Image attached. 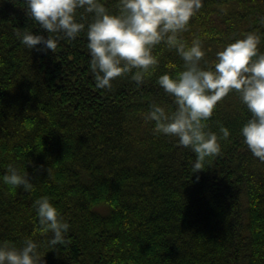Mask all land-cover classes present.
Wrapping results in <instances>:
<instances>
[{
	"label": "trees",
	"instance_id": "1",
	"mask_svg": "<svg viewBox=\"0 0 264 264\" xmlns=\"http://www.w3.org/2000/svg\"><path fill=\"white\" fill-rule=\"evenodd\" d=\"M102 3L119 12V0ZM26 9V0H0V240L20 247L31 237L46 264H264V164L245 148L251 113L240 93L232 90L208 119L221 150L194 174L191 148L145 118L153 103L176 108L158 83L184 70L176 48H153L158 63L142 83L127 73L100 89L87 28L76 39L57 37L54 52L31 51L17 32L44 30ZM77 19L87 25L93 14L79 9ZM263 26L264 0H203L180 38H200L209 68L249 32L261 36L264 53ZM9 164L29 172L34 190L4 182ZM41 196L70 224L54 250L51 234L38 231Z\"/></svg>",
	"mask_w": 264,
	"mask_h": 264
},
{
	"label": "clouds",
	"instance_id": "2",
	"mask_svg": "<svg viewBox=\"0 0 264 264\" xmlns=\"http://www.w3.org/2000/svg\"><path fill=\"white\" fill-rule=\"evenodd\" d=\"M27 16L44 31L27 27L17 32L22 45L33 51L54 52L57 37L76 39L87 28L90 67L96 87L111 88L113 81L127 73L142 83L145 74L158 63L153 48L166 42L176 48L184 61V70L173 77L165 73L158 83L174 97L176 108L169 112L153 103L145 114L155 122L154 131L177 138V143L195 153L193 173L204 170L208 158L221 150L220 136L207 124L217 104L232 90L240 93L251 117L241 134L249 155L264 164V53L260 52L261 36L249 32L244 38L229 43L219 51L213 67L204 68L205 56L199 37L189 45L180 38L190 20L203 7V0H119V12L111 13L102 0H26ZM79 9L93 14L85 25L77 19ZM48 33V35H45ZM135 71L133 72V70ZM223 138L230 136L221 128ZM6 184L34 190L29 172L14 164L3 176ZM38 231L50 233L48 244L53 250L65 244L70 224L48 196L34 202ZM0 264H46L40 245L31 237L17 247L13 241L0 240Z\"/></svg>",
	"mask_w": 264,
	"mask_h": 264
},
{
	"label": "bare ground",
	"instance_id": "3",
	"mask_svg": "<svg viewBox=\"0 0 264 264\" xmlns=\"http://www.w3.org/2000/svg\"><path fill=\"white\" fill-rule=\"evenodd\" d=\"M264 27V26H263Z\"/></svg>",
	"mask_w": 264,
	"mask_h": 264
},
{
	"label": "rangeland",
	"instance_id": "4",
	"mask_svg": "<svg viewBox=\"0 0 264 264\" xmlns=\"http://www.w3.org/2000/svg\"><path fill=\"white\" fill-rule=\"evenodd\" d=\"M97 210V209H96Z\"/></svg>",
	"mask_w": 264,
	"mask_h": 264
}]
</instances>
